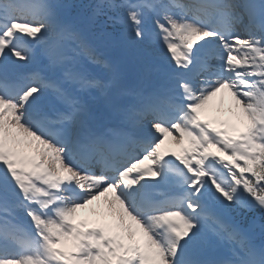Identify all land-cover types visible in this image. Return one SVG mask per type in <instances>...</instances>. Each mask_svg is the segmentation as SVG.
Returning a JSON list of instances; mask_svg holds the SVG:
<instances>
[{
    "label": "snow or ice",
    "instance_id": "snow-or-ice-1",
    "mask_svg": "<svg viewBox=\"0 0 264 264\" xmlns=\"http://www.w3.org/2000/svg\"><path fill=\"white\" fill-rule=\"evenodd\" d=\"M222 90L240 127L202 118ZM242 209L264 214V0H0V264H264Z\"/></svg>",
    "mask_w": 264,
    "mask_h": 264
},
{
    "label": "rangeland",
    "instance_id": "rangeland-1",
    "mask_svg": "<svg viewBox=\"0 0 264 264\" xmlns=\"http://www.w3.org/2000/svg\"><path fill=\"white\" fill-rule=\"evenodd\" d=\"M62 4H69V0H67V3H62ZM156 49H157V51L159 52L160 51V49H159V45H157L156 46ZM161 55H162V52H161ZM156 60H159L160 59V56H157L156 58H155ZM94 71H96V72H99L100 71V69L98 68H94ZM223 91V93L221 94H217V96L216 97H213L212 98V100L210 101V103L209 104H211L212 106H213V104H214V107L212 108V111L211 112H209V113H212V116H211V118L212 119H209V120H213V121H217V122H219V118L220 117H226L223 113H226V112H217L216 113V107H215V104H222V106H223V109H224V111H226L227 109H225V106H228V108H231V107H229V104H230V102L229 101H227L229 98H230V94L227 92V90H222ZM227 101V102H226ZM229 102V103H228ZM212 106H210V107H212ZM219 107H221V106H219ZM208 106H206L205 107V109L208 111ZM209 113H208V115H209ZM216 114V115H215ZM218 119V120H217ZM225 119V118H224ZM236 120V119H235ZM235 120H233L232 121V123L233 124H235L237 127H240L241 125H240V123H239V121L238 120H236V122H235ZM226 121V120H225ZM228 121V120H227ZM171 138V137H170ZM172 139V138H171ZM169 142V140L167 141V142H165V145H163V148H164V150H166L167 151V149L168 148H174V149H177L178 151H180V145H177V144H175V142L173 141L172 143H168ZM212 151H215V149H212ZM102 199V198H101ZM96 202V205L98 206H96L95 204H94V207L95 208H92V207H88L89 209H93L92 211H91V213L88 215L89 217H91V215H92V220H94V219H96V218H98L97 217V213H99V212H101V211H103V212H107V207H106V204H105V202H104V204H103V200H98V201H95ZM82 210H79V212H81ZM77 216H81V217H84L85 219H87V215H79V214H77ZM264 226V225H263ZM252 231H253V239H254V241L256 242V243H259V242H261V239H262V236H261V225H259V224H257L256 226L255 225H253V227H252Z\"/></svg>",
    "mask_w": 264,
    "mask_h": 264
},
{
    "label": "bare ground",
    "instance_id": "bare-ground-1",
    "mask_svg": "<svg viewBox=\"0 0 264 264\" xmlns=\"http://www.w3.org/2000/svg\"><path fill=\"white\" fill-rule=\"evenodd\" d=\"M223 93V91L221 92V94ZM220 94V93H219ZM227 101H231L230 102V104H229V107H231V108H228V106H225V109H227L226 111H224V109H223V106H222V104H215V107H216V113L217 112H226V113H223L226 117H220V118H225V122H231L232 123V121L233 120H235V117H234V115H233V113L236 111V106H235V104H234V101L231 99V96H230V98L227 100ZM226 101V102H227ZM228 102V103H229ZM210 103V102H209ZM209 108H208V111L206 110V109H204L203 110V116H202V118H206V119H212L211 118V116H212V113H209V112H211L212 111V108L214 107V104H213V106L211 105V104H208L207 105ZM210 106H212V107H210ZM219 106H221V107H219ZM208 113H209V115H208ZM216 115V114H215ZM218 120V119H217ZM228 120V121H227ZM235 122H236V120H235ZM234 123V122H233ZM232 123V124H233ZM169 140V142L170 143H172L173 142V140L169 137V138H167L166 139V142ZM168 142V143H169ZM164 149V148H163ZM167 151L169 152V153H171V152H179L177 149H174L173 147L172 148H168L167 149ZM102 198V199H101ZM100 198V201L101 200H103V204H104V202H105V199L103 198V197H101ZM94 204L96 205V202H93V204H91V205H89L90 207H92V208H95L94 207ZM88 206V207H89ZM97 206V205H96ZM86 208V209H83L81 212H79L78 211V213L77 214H79V215H87L86 217H87V219H85L84 217V219H85V221H91L92 220V215H91V217H89L88 215L91 213V211L93 210L92 208L91 209H89V208ZM98 207V206H97ZM77 217H79V216H77ZM81 217V216H80ZM96 219H98V218H96Z\"/></svg>",
    "mask_w": 264,
    "mask_h": 264
},
{
    "label": "trees",
    "instance_id": "trees-1",
    "mask_svg": "<svg viewBox=\"0 0 264 264\" xmlns=\"http://www.w3.org/2000/svg\"><path fill=\"white\" fill-rule=\"evenodd\" d=\"M53 2L57 3H66L67 0H53ZM90 2V0H69V5H86ZM72 11V9H70ZM243 213V216H246L249 219H257L264 223V214L260 213L258 210L248 211V210H240ZM239 214V213H238Z\"/></svg>",
    "mask_w": 264,
    "mask_h": 264
}]
</instances>
